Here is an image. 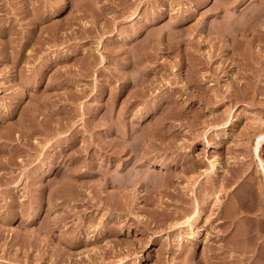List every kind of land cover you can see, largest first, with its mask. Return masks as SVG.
I'll list each match as a JSON object with an SVG mask.
<instances>
[{
  "label": "rangeland",
  "instance_id": "rangeland-1",
  "mask_svg": "<svg viewBox=\"0 0 264 264\" xmlns=\"http://www.w3.org/2000/svg\"><path fill=\"white\" fill-rule=\"evenodd\" d=\"M263 178L264 0H0V264H264Z\"/></svg>",
  "mask_w": 264,
  "mask_h": 264
},
{
  "label": "bare ground",
  "instance_id": "bare-ground-1",
  "mask_svg": "<svg viewBox=\"0 0 264 264\" xmlns=\"http://www.w3.org/2000/svg\"><path fill=\"white\" fill-rule=\"evenodd\" d=\"M262 136V134H257L256 136H255V138H254V143H253V147H252V151L254 152L255 151V144H256V142L258 141V139L260 138ZM255 153V152H254ZM259 168H261V170H262V167H261V165H260V163H259ZM212 169V168H211ZM214 169H215V167H214ZM264 179V178H263ZM194 226V225H193Z\"/></svg>",
  "mask_w": 264,
  "mask_h": 264
}]
</instances>
